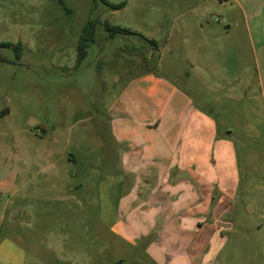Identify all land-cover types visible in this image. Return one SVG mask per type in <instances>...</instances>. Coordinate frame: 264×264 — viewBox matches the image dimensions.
Segmentation results:
<instances>
[{"label": "rangeland", "instance_id": "1", "mask_svg": "<svg viewBox=\"0 0 264 264\" xmlns=\"http://www.w3.org/2000/svg\"><path fill=\"white\" fill-rule=\"evenodd\" d=\"M107 1L127 5L0 0V42L23 48L13 64L1 61H15L13 52L0 51V264H159L161 254L146 252L153 238L111 231L119 190L106 191L119 176L104 155L111 103L148 71L188 92L237 153L231 212L210 238L208 264H264V5ZM91 20L95 40L76 68ZM106 23L134 34L111 38ZM166 247L156 245L174 256Z\"/></svg>", "mask_w": 264, "mask_h": 264}, {"label": "crops", "instance_id": "2", "mask_svg": "<svg viewBox=\"0 0 264 264\" xmlns=\"http://www.w3.org/2000/svg\"><path fill=\"white\" fill-rule=\"evenodd\" d=\"M256 1L251 0V12ZM110 109L113 147L104 155L107 161L116 159L111 171L119 175L106 188L109 199L119 190L111 231L125 238H153L146 252L161 254L159 264H208L214 251L210 238L231 212L235 189L228 184L238 177L232 141L218 140L215 117L156 72L130 80ZM44 154L48 165L57 167L53 153ZM98 195L104 203L106 193ZM158 243L174 256L159 252Z\"/></svg>", "mask_w": 264, "mask_h": 264}, {"label": "trees", "instance_id": "3", "mask_svg": "<svg viewBox=\"0 0 264 264\" xmlns=\"http://www.w3.org/2000/svg\"><path fill=\"white\" fill-rule=\"evenodd\" d=\"M107 8L113 11H118L126 7L127 3L126 2H121L119 4H113L108 2L107 0H100ZM60 4L63 5L64 3L60 1ZM96 27H97V22L96 21H89L87 25L85 26L80 41H79V52H78V58H77V65L76 68L80 66V64L86 59L88 56V49L91 44L94 43L95 40V33H96ZM105 30L109 34L111 38H115L118 35H130L134 34L132 31L128 29H122L120 27H115L110 25L109 23L105 24ZM151 44H155V42H150ZM1 50H11L14 54L15 61L14 60H7V59H2L1 61L7 64H13L15 62H20L22 58V44L17 43L16 45H13L10 42H0V51Z\"/></svg>", "mask_w": 264, "mask_h": 264}, {"label": "water", "instance_id": "4", "mask_svg": "<svg viewBox=\"0 0 264 264\" xmlns=\"http://www.w3.org/2000/svg\"><path fill=\"white\" fill-rule=\"evenodd\" d=\"M5 115H6V112H2V113H1V115H0V118H3V117H5ZM118 264H121V262H120V263H118Z\"/></svg>", "mask_w": 264, "mask_h": 264}]
</instances>
